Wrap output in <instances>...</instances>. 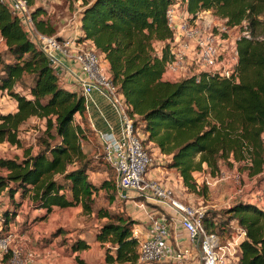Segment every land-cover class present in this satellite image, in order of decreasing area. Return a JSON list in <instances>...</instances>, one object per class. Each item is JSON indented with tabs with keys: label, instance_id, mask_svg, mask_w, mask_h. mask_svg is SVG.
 Segmentation results:
<instances>
[{
	"label": "trees",
	"instance_id": "obj_1",
	"mask_svg": "<svg viewBox=\"0 0 264 264\" xmlns=\"http://www.w3.org/2000/svg\"><path fill=\"white\" fill-rule=\"evenodd\" d=\"M26 1L29 8L32 0ZM72 1L82 6L76 42L89 40L92 47H88L102 55L132 118L133 133L144 149L148 143L167 157L165 167L175 170L186 192L205 191L192 175L202 164L213 174L219 160H247L251 173L260 171L264 164V35L235 40L236 63L229 77L201 71L170 81L161 75L173 35L165 13L176 1L188 14L209 10L226 26L251 32L264 23L258 20L264 17V0ZM42 13L40 6L29 12L35 29L54 34L49 22L39 18ZM0 39V92L15 102L14 111L0 113V143L21 150L20 158L0 157V193L10 204L1 211L0 232L7 230L23 200L29 202V209L45 213L53 207L79 205L82 214L94 212L95 218L104 219L94 233L100 245L108 242L103 247L104 264H133L137 258V242L131 234L135 221L122 212L93 207L99 190L110 191L108 202L114 199L115 176L98 184L88 177L93 160L81 142L87 132L93 133L85 118L82 93L62 86L56 69L2 2ZM23 76L29 78L28 84L21 83ZM17 82L21 92L14 89ZM75 115L78 122H74ZM31 117L42 124L34 151L19 138L21 126ZM224 213L225 218L217 222L204 215V228L219 234L217 228L224 229L233 221L243 231L235 264H264V206L239 199ZM88 246L75 238L68 247L74 252Z\"/></svg>",
	"mask_w": 264,
	"mask_h": 264
},
{
	"label": "built area",
	"instance_id": "obj_2",
	"mask_svg": "<svg viewBox=\"0 0 264 264\" xmlns=\"http://www.w3.org/2000/svg\"><path fill=\"white\" fill-rule=\"evenodd\" d=\"M0 2L7 5L20 19L29 39L45 54L49 64L58 69L59 73L64 69L74 78L82 95L97 89L112 104L120 121L121 135L116 138L111 132H100L98 139L102 158L114 173L117 196L126 198L129 192H133L135 197H142L173 216L190 244L197 246L199 264H229L231 260L236 261L239 236L227 238L207 231L202 223L205 214L201 207L183 204L173 197L170 188L146 176L150 161L148 152L141 146L139 137L133 133L132 118L128 115L109 72L100 64L96 52L84 43L59 40L53 35L38 32L30 18L26 0ZM210 15L212 16L207 10L200 14L195 12L186 15L187 21L192 19L189 23L186 20L179 22L180 18L174 9L171 6L167 8L165 16L168 27L178 35L173 34L169 43L170 57L165 62L161 75L165 76V80L173 81L201 71L223 77L233 75L236 63L235 40L239 36L249 38V31L239 29L240 34L232 38L228 32L234 31L236 27L226 26L223 21L216 22ZM202 17L206 19L203 20ZM211 27L216 28L212 31ZM261 193L263 202L253 201L259 206L264 203V187ZM144 204L145 202L138 201L139 207ZM2 220L0 212V228ZM237 231L243 234L241 228ZM131 234L137 242V258L133 264H187V248L176 245L170 249L165 243L169 228L163 215L152 220L144 232L131 229ZM10 237L8 231L0 232V264H30L35 256L33 252L22 256L19 247L10 246Z\"/></svg>",
	"mask_w": 264,
	"mask_h": 264
},
{
	"label": "rangeland",
	"instance_id": "obj_3",
	"mask_svg": "<svg viewBox=\"0 0 264 264\" xmlns=\"http://www.w3.org/2000/svg\"><path fill=\"white\" fill-rule=\"evenodd\" d=\"M34 6H40L42 8L43 13L39 16V18L47 20L53 28L54 33L56 31L55 21H58V19H61L63 17L67 18L68 13H71L73 8L76 7L72 0H32V4L29 5V12L34 8ZM171 8L174 9V11L177 13V16L180 18L179 22L181 20L187 21L186 17L188 16V13L184 10V5L181 2L176 1L175 4L171 6ZM202 11L204 10L196 12L200 14V12ZM207 11L210 13L209 10ZM202 16L204 15L202 14ZM210 17H213L216 22L223 21L222 19L217 18L214 15H210ZM202 18L203 20L206 19L205 17ZM191 20L192 19L188 20L186 23H189ZM258 20L264 22V17L258 16ZM215 28L216 27H211L210 29L213 31V29L215 30ZM199 31L202 32L201 29ZM173 34L178 35L175 30H173ZM239 34L240 30L238 27H236L234 31L232 30L228 32V35L232 38L238 36ZM51 35L57 37L55 34ZM263 35L264 23L255 26L253 30L249 32V38L253 39L262 38ZM1 48L2 46L0 45V49ZM96 54L99 58L100 64L104 67L99 54L97 52ZM104 68L108 71L106 67ZM21 83L28 84L29 78L27 76H23L21 79ZM21 83H15L14 89L21 92ZM6 100V93L4 91L0 92V107H3L5 105L7 106ZM39 125L40 122L38 121H36L35 123H29V120H27L20 128V132L27 131L29 128L34 129L30 138L34 146L38 145L37 137L41 130ZM87 136V139L82 141L81 144L83 145L82 148L85 150L88 157L93 160V170L88 172L89 179L92 182L98 183L101 180L113 178L114 173L112 169L102 158V148L98 140L94 137V135L88 132ZM139 136L141 138V135ZM26 143L27 142H25V144ZM145 145L147 147V152L150 158L147 169H157L159 167L166 168L165 162L167 157L156 151L152 147V145L148 143H145ZM20 153V149L18 150L12 146H8L7 144H0V157H12L17 156V154L19 155ZM249 166L250 163L247 160H219L216 172L210 174L209 169L206 168L204 164H202L200 169L194 171L192 175L197 184H203L206 187L203 194L189 193L186 192L185 189H179V194L178 196H176L175 191L173 190V186L169 187L157 179L154 180L158 181L163 186L170 188L173 192L174 198H176L183 204L193 207H201L204 210L206 218L212 219L213 222H217L218 220L225 218L226 215L224 213V210L239 199L263 202V194L261 193V190L264 187V164L261 166L260 171L256 173H251ZM171 171L176 173L173 169ZM109 194L110 191L108 190L102 189L97 191L94 196L93 207H105L110 211H119L127 216L129 212L131 213L132 210H135V207L137 208L138 201L145 202V205L149 204V201H146L144 198L135 197L133 192H129L126 198H116L114 195V199L111 202H108L107 198ZM9 206L10 204L8 198L4 193L0 194V212L5 208H8ZM37 214L38 213L36 211L30 210L26 200H23L18 206L16 215L8 224L6 230L11 234L10 246L12 248L19 247L22 256H26L27 253L33 252L35 256L30 264H37V261L40 258L38 248L40 249L42 245L46 243V241L49 240L53 235L54 238L52 239H55L56 245L59 243H64L67 248L69 243L75 238H79V236H83L84 240L91 242L93 240V233L95 229H97V226H99V224L101 223L100 220H96L94 214L93 216L78 215L74 218L71 214H69V212H66L64 210L59 211L57 214L55 213L54 215L56 216H53L52 214V216L47 221L45 220L42 222H34L35 218L38 216ZM131 216H134V214ZM60 218L64 221V223H56L60 220ZM234 224L235 223L233 221H230L224 227V229L219 230V228H217V230L220 232V236H226L227 238L233 236L236 233V225ZM6 231H4L3 233H5ZM66 232H70L71 235L68 237H64L63 235ZM62 253V255L64 256L66 251ZM3 264H5V262H3ZM229 264H235V261L233 262L231 260Z\"/></svg>",
	"mask_w": 264,
	"mask_h": 264
},
{
	"label": "crops",
	"instance_id": "obj_4",
	"mask_svg": "<svg viewBox=\"0 0 264 264\" xmlns=\"http://www.w3.org/2000/svg\"><path fill=\"white\" fill-rule=\"evenodd\" d=\"M50 1H56V0H50ZM72 2L76 5V7L73 8L71 13H68L67 18L63 17L61 19H58V21H55L56 31L54 34L58 37L59 40H68V41L76 42V38L80 35L79 12L82 9V6L80 5L79 1H72ZM82 43L91 46L89 40H85ZM0 45L3 47V42L1 40H0ZM99 57L101 58L104 67L107 68V63L105 60L102 59L101 54H99ZM58 74H59L60 83L64 88L70 91H79V84L74 80V78L69 73H67L63 69L61 70L60 73L58 71ZM161 79L165 80V76H161ZM83 96L85 103V118L89 125L90 130L92 131L94 137L98 140V142H99L98 133L100 132L101 133L111 132V134L114 137L118 138L121 135L120 121L118 119L116 111L114 110L112 104L105 96V94L100 90L92 89L89 93L84 94ZM6 98H7L6 100L7 106L5 105L3 107H0V113L12 112L15 110V102L12 99H10L7 95ZM28 120L29 123H35L36 121L40 122L35 117H31ZM74 122H78L77 115L74 116ZM39 127H41V122ZM28 130L24 132H20L19 138L24 141V145H31V150L34 151L36 150L37 147L34 146L30 140L34 129L29 128ZM25 142L27 143L25 144ZM0 144H7L8 146H11L6 142H2ZM81 147H83L82 144ZM83 151L85 152L84 149ZM17 157L20 158L21 153L19 155L17 154ZM171 170L172 169L161 168V167L157 169L149 168L146 171V176L148 178L157 179L169 187L173 186L175 195L178 196L179 189L184 190V188L181 185L178 175L172 172ZM92 183L98 184L99 182L98 183L92 182ZM115 184H116V180H115ZM2 193L3 192H1L0 194ZM115 197L119 198L116 193H115ZM26 202L29 203L27 200ZM262 205L264 206V203H262ZM33 210L38 213L37 214L38 216H43L42 219L34 220V222H42L45 220L47 221L52 216V214L53 216H56L54 214L55 213L57 214L61 210L69 212V214H71L74 218L78 215L86 216L81 213V208L79 205L73 207H65V208L53 207L48 213H45L43 209H33ZM93 214L94 212H91L89 215L93 216ZM133 214L134 216H131ZM127 215L135 221L131 229H136L139 232H144V230L147 228V226L151 223L152 220L159 218L160 215H163L169 228V236L165 241L167 247L172 249L176 245H179L182 248H187L188 249V254L186 256L187 264H199L197 246L190 244V242L185 236V233L181 229H179L175 218L167 214L159 206L152 203H149L148 205L144 204V206L142 207H139L137 205V208L135 207V210H132L131 213L129 212V214ZM96 220L98 219L96 218ZM99 220L103 221L104 219H99ZM59 222L64 223V221L61 218L56 223ZM235 227H236L235 228L236 233L233 236H239L238 239L239 242L243 238V234H240L239 231L237 232V230L239 229L237 225ZM94 233H93V240L91 242L84 240L83 236H79V238L81 237L80 239H83L89 246L87 249L74 251V252L70 251L68 247L69 245L66 248V245L64 243H59L56 245L55 239H52L54 238L53 235L49 240L46 241V243L42 245L40 249L38 248V253L40 254V258L38 259L37 264H80L76 262V260L74 259L75 257L82 260L84 264H104L103 247L108 246V242H105L103 243V245H100L99 242L94 240ZM70 235H71L70 232H66L63 236L68 237ZM64 251H66V253L63 256L62 252ZM238 253H239V249L237 247L236 257H238ZM109 264H126V263L113 262Z\"/></svg>",
	"mask_w": 264,
	"mask_h": 264
},
{
	"label": "water",
	"instance_id": "obj_5",
	"mask_svg": "<svg viewBox=\"0 0 264 264\" xmlns=\"http://www.w3.org/2000/svg\"><path fill=\"white\" fill-rule=\"evenodd\" d=\"M56 73L58 74V69H56Z\"/></svg>",
	"mask_w": 264,
	"mask_h": 264
}]
</instances>
